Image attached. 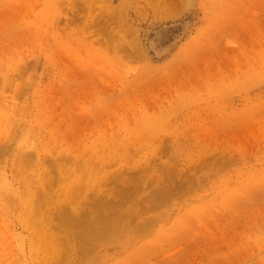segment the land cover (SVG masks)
I'll use <instances>...</instances> for the list:
<instances>
[{
    "label": "rangeland",
    "instance_id": "obj_1",
    "mask_svg": "<svg viewBox=\"0 0 264 264\" xmlns=\"http://www.w3.org/2000/svg\"><path fill=\"white\" fill-rule=\"evenodd\" d=\"M0 264H264V0H0Z\"/></svg>",
    "mask_w": 264,
    "mask_h": 264
}]
</instances>
